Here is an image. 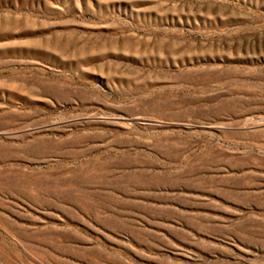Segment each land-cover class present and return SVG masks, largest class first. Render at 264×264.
I'll list each match as a JSON object with an SVG mask.
<instances>
[{
    "label": "rangeland",
    "instance_id": "obj_1",
    "mask_svg": "<svg viewBox=\"0 0 264 264\" xmlns=\"http://www.w3.org/2000/svg\"><path fill=\"white\" fill-rule=\"evenodd\" d=\"M0 264H264V0H0Z\"/></svg>",
    "mask_w": 264,
    "mask_h": 264
}]
</instances>
